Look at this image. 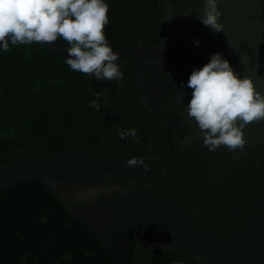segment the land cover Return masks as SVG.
Listing matches in <instances>:
<instances>
[{"label":"water","instance_id":"1","mask_svg":"<svg viewBox=\"0 0 264 264\" xmlns=\"http://www.w3.org/2000/svg\"><path fill=\"white\" fill-rule=\"evenodd\" d=\"M203 2L157 0L158 45L113 49L118 60L133 61L136 90L153 117L188 126L174 152H61L0 164V189L40 180L74 222L95 233L113 264H125L132 239L200 264H264V118L243 129V149L210 151L187 115L191 89L181 86L194 67L222 52L264 93V0H219L224 31L216 33L197 19ZM45 45L68 57L57 41ZM131 156L150 170L127 165Z\"/></svg>","mask_w":264,"mask_h":264},{"label":"trees","instance_id":"2","mask_svg":"<svg viewBox=\"0 0 264 264\" xmlns=\"http://www.w3.org/2000/svg\"><path fill=\"white\" fill-rule=\"evenodd\" d=\"M105 35L113 49L157 46V0H107ZM57 42L69 47L68 42ZM117 63L123 81H97L73 71L45 44L0 50V164L41 154L107 152L163 155L174 152L188 126L153 117L135 86L131 59ZM101 92V108L89 106ZM107 103H103L104 100ZM136 128L138 142L120 139ZM200 264L178 250L148 249L130 240L125 264ZM0 264H113L95 233L73 221L40 180L0 189Z\"/></svg>","mask_w":264,"mask_h":264},{"label":"clouds","instance_id":"3","mask_svg":"<svg viewBox=\"0 0 264 264\" xmlns=\"http://www.w3.org/2000/svg\"><path fill=\"white\" fill-rule=\"evenodd\" d=\"M218 5L219 0H204L203 14L197 17L213 33L224 31ZM108 10L107 0H0V50L61 38L69 45L64 62L73 71L93 75L97 81H123L119 53L104 32ZM199 43L194 38V44ZM181 86L191 89L187 115L197 122L198 134L210 151L221 145L243 149V129L249 122L264 118V93L254 87L251 77H241L222 52L212 53L207 63L194 67L186 85L182 81ZM100 101L101 92H96L89 106L99 111ZM118 131L122 140L129 136L139 140L136 128ZM126 163L143 166L146 172L151 168L142 157L131 156Z\"/></svg>","mask_w":264,"mask_h":264}]
</instances>
